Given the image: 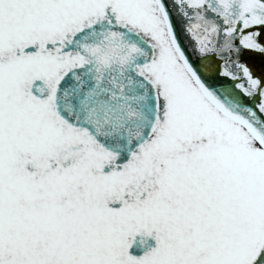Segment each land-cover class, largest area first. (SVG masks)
<instances>
[{
    "label": "snow or ice",
    "instance_id": "1",
    "mask_svg": "<svg viewBox=\"0 0 264 264\" xmlns=\"http://www.w3.org/2000/svg\"><path fill=\"white\" fill-rule=\"evenodd\" d=\"M0 264H264V0H0Z\"/></svg>",
    "mask_w": 264,
    "mask_h": 264
}]
</instances>
